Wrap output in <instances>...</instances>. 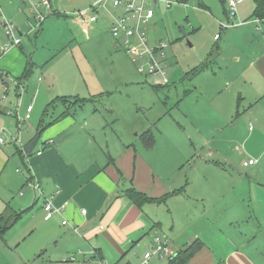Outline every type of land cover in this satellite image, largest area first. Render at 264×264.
<instances>
[{
  "label": "rangeland",
  "instance_id": "374dc122",
  "mask_svg": "<svg viewBox=\"0 0 264 264\" xmlns=\"http://www.w3.org/2000/svg\"><path fill=\"white\" fill-rule=\"evenodd\" d=\"M53 1L55 2L53 11L43 21L41 30L39 21L29 9V3L24 0H0L4 16L19 28L22 33L17 32V36L23 41V48L16 45L0 56L6 59L14 54V67L18 72L11 73L12 77L9 75L11 79L7 77L6 83L0 88V103L7 111L1 116L9 121L6 122L7 125L12 126L9 132L8 127L0 123L2 139L0 149L11 154V161L3 177L11 174L15 176L11 184V193L14 196L30 190L26 182L28 175L26 160L16 153L15 144L20 147V138L18 140L20 123L22 124L25 117L27 105L33 102L34 88L38 83L43 84V89H47L46 93L51 94L46 103L55 99L57 95L89 98V95L97 94L94 92H108L97 102L88 101L77 106H74V100L72 104L68 102L67 106L59 100L50 108V115L46 119L49 120L51 116L56 117L60 113L61 116L68 115V110L74 111V115L67 117L69 119L74 117L77 124L82 122L84 130L92 134L90 138H97L100 143L97 148L99 153H104L103 155L118 151L122 153L126 145L131 144L129 148L132 152L131 172L133 176L138 171L141 173V179L138 180L140 185L151 187L156 183L157 187L158 180L153 179V176L157 172L160 176L161 166H165L163 168L165 176L169 177L164 179L165 185L172 188L184 186L186 192L184 191L183 197L186 203L197 207L199 211L206 204L197 197L200 195V180H203L210 170L216 169V166L207 164L204 160H218L221 167L249 171L251 168L243 166L244 158L246 160L253 158L257 161V157L264 155V100L258 106L260 110L255 111L254 108L251 114L248 109L250 96H247L249 83L242 78L231 82L237 77L235 73L238 68L236 66L230 68L233 65L232 60L237 56L245 59V54L249 51L254 52L253 56L264 53V21L257 25L252 24L253 27L250 25L253 29V41L250 45L241 42L238 46L231 40L239 39L241 37L239 33L244 29L241 28L242 25L239 26L240 21L237 17H233V22L229 20L230 0H170L174 2L170 7L165 1H160L155 5L157 14L155 21L153 22L152 18L147 28L149 31L154 30L156 39L149 43L151 47L156 46L159 40L167 43V47L164 48L166 55L164 63L167 64L169 81L163 83L162 76L157 77L139 70L140 65L147 69L149 54L143 57L134 55L127 51L122 41L119 47H115L114 38L107 27H103L97 39L94 38L96 35L94 30L86 32L76 23L77 13L89 12L95 0ZM248 1L250 0L242 2L243 5ZM48 7L41 6L40 9L45 13ZM101 9L112 12L113 0L105 1ZM215 34L221 38L216 40ZM7 36L5 29L0 25L1 39L7 40ZM134 40L139 43L136 37ZM79 43L92 72H95L99 80L98 84L88 83L89 70L78 65L74 52L71 51V47ZM215 49L216 52L218 50V54L215 56L213 53L212 57L210 53ZM43 58L52 59L45 66L32 67V60L42 61ZM210 58L212 61L208 62ZM206 63L209 66L200 71V66ZM29 67L31 70L24 78L26 80H20ZM194 68L199 69L196 74ZM187 74L191 79L183 80ZM68 77L71 84L67 87L72 88L71 90L65 87ZM159 85L163 87L155 88ZM46 93L42 95L46 96ZM41 97L35 101L37 104L34 102L35 112L39 114L37 121L46 105V103L38 105ZM94 114L96 115L94 120L98 123L97 130L93 129L91 123L94 122L91 118ZM255 116L262 120L257 122ZM148 130H152L154 138L152 146L148 145L150 135L148 139L145 134ZM45 136H49V129L42 132L36 149L44 141ZM32 155L35 154L29 157ZM262 173L264 174V169ZM5 180L2 178V181ZM4 182L0 183V190H3ZM248 202L250 201L247 200ZM169 203L157 202L146 205L145 207H150L151 211L146 209L145 211L154 214L163 226L148 229L141 242L130 244L132 246L127 248L124 255L119 253L116 257L115 250H108L109 258L112 261L118 260L117 264H142L146 251H152L151 247H156L157 237L167 241L175 256L177 253L175 249L179 251L183 245L177 244L175 237H179V228L181 231L185 225L193 221L192 218L187 219L192 210H189L187 218L177 217L176 223L173 224ZM252 204L254 207L257 204L259 206L264 204V195H259ZM197 226L200 230L198 237L200 245H207L216 259L217 257L223 259L232 249V244L225 237L228 238L235 233L234 229L225 225V235H222L214 227L200 224ZM243 228L247 227L243 225ZM183 235L182 242L186 244L192 243L191 239L197 236ZM219 236L222 240L218 239ZM248 238L249 241H244V238L239 240L236 237L238 240L236 244L262 248L259 249L261 254L255 251L251 255L254 261L263 264L264 232L259 233V239L253 236ZM53 248L52 245L47 246L43 256L34 259L31 264H59L49 261ZM174 256L154 254L149 264H170V259ZM64 264H70V260ZM184 264L196 262L190 260Z\"/></svg>",
  "mask_w": 264,
  "mask_h": 264
},
{
  "label": "crops",
  "instance_id": "0c3cea01",
  "mask_svg": "<svg viewBox=\"0 0 264 264\" xmlns=\"http://www.w3.org/2000/svg\"><path fill=\"white\" fill-rule=\"evenodd\" d=\"M96 1L98 0H95L94 3ZM242 2H245V0H238L234 17L238 18L240 21L239 26L242 25L241 28L244 30L239 33L241 35L239 39L231 40L238 46L241 45V42L250 45L253 41L252 24L257 25V23L264 21V19H259L253 15L256 8L254 0H250L244 5ZM54 3L51 0L50 7L46 8V17L51 15ZM121 13L122 9L114 6L112 12L100 8L97 12L98 19L96 21H84L77 17L78 21L76 23L81 25L86 32L94 30L96 32L94 38L97 39L103 27H107L110 35L114 38L111 26ZM156 16L157 14L154 15L153 22ZM28 19H30L29 16ZM233 19L229 18L232 22ZM249 22L253 23L250 24ZM43 24L44 22L40 25L41 30ZM214 38L219 40L221 36L217 37V34H215ZM120 42L121 40L114 38L115 47H119ZM22 43L23 41L20 44L21 48H23ZM235 44L234 46H236ZM225 45H227V42H225ZM71 51L74 52L78 65L89 70V76L92 80L89 77L88 83L96 82L98 84L99 80L95 72H92L89 62L82 52L81 44L72 46ZM253 55L254 52L249 51L245 54V59L242 56H237L232 60L233 65L229 66L230 68H233L232 66L238 68L235 73L237 77L231 82L242 78L246 83H249L247 96H250L248 109L251 114L254 108H256L255 111L260 110L258 106L264 100V53ZM14 57V54L6 59L0 57L2 60H0L1 69L9 79H11L9 77L11 73H18L14 67ZM51 59L32 60V67L35 65L45 66ZM25 80L22 79V81ZM39 80H41L40 77ZM70 84L71 80L68 77L65 87L69 90L72 89L67 87ZM46 92L47 89H43V84H36L32 96L33 102L29 103L33 105V110L28 119L30 121L23 120L25 124L20 123L21 128L18 133L20 147L24 148L37 134H40L41 138L42 132L49 129V136L44 137V141L41 142L38 149L35 148V155L24 158L28 166L26 182L30 187L29 191L19 196H14L11 193V184L15 180V176L11 174V176L3 177V173L11 161V154H7L5 150L0 149V183L4 182L2 178L6 179L3 190H0V215L8 208L15 212H22L15 224L5 233L0 234V264H31L34 259H40L43 256L46 247L49 245L54 246L49 259L53 263L64 264V262L70 260V264H99L103 262L117 264L118 260L112 261L109 258L108 250H115L116 257L119 253L124 255L127 248L132 246L130 244H139L150 229L163 226V223L154 214L146 212L151 211L150 207H145L146 205L157 202H149L139 208L127 196L126 189L134 185L138 190L146 192L154 198H161L171 193L162 202H170L168 206L173 217V224L176 223L177 217L187 218L186 215H188L189 210H192V212H189L190 216L187 219L192 218L193 221L185 225L186 227L182 228L181 231L179 228V237H175L177 244L183 243L179 249H185L195 241L200 244L198 224L214 227L222 235H225V225H229L234 229L235 233L229 235L228 238L225 237L232 244V249L223 259L218 257L216 259L210 251L211 248L201 244L202 246H198L197 252L190 259L193 262L195 261L196 264H258L251 254H254L255 251L261 254L262 252H259L260 247H247V244L237 245L238 240L236 237L239 240L244 238V241H249V236L256 237V239L258 237L259 239V233L264 232V212H261V209L264 211V204L260 206L257 204L255 207L252 204L255 198L264 195V174L262 173L264 155L257 157V161L248 166L244 165V161H247L244 158L243 166L251 168L249 171L221 167L218 160H204L207 164L210 163L214 167L216 166V169L210 170L202 178L203 180H200V195H197V197L205 201L206 204L199 211L197 207L186 203V199L183 197L186 192L184 186L172 188L165 185L166 180L164 179L167 177L165 176V169L163 170L165 166H161L160 176L158 172H152L155 173L153 179L158 180L157 187L156 183L151 187L144 184L143 186L140 185L138 180L141 179V173L138 171L133 176L131 172L132 152L129 151L131 144L126 145V149L122 153L118 151L117 153L106 154L108 155L106 158L103 151V154L99 153L97 146H100V143L97 138H90L92 134L84 130L82 122L77 124L74 117H71V119L67 117L74 115V111L63 116L60 113V116H51L47 120L46 117L50 115V108L53 103H56L54 101L58 97H66L67 95H57L55 99L46 103L47 98L49 99L51 96ZM43 93H46V96L45 94L42 95ZM94 93L97 94H91L89 97L103 95L108 92ZM40 96L42 97L38 105L44 103L46 105L37 121L39 114L37 115L35 112L34 102H37ZM67 97L76 96L69 95ZM0 109L2 110L0 112V120L2 119L0 123L5 124L11 132L12 126L6 124L9 121L1 116L7 112L1 103ZM96 110L95 114L97 113ZM95 114L91 115L94 121L91 123L93 129L97 130L98 123L94 120ZM254 119L257 122L262 120L258 116H255ZM42 125L46 126L43 130H41ZM51 139L53 141L49 143ZM93 145H95L94 148ZM15 147L17 153L19 146L15 144ZM41 147L46 148L39 154L37 151L43 149ZM19 156L23 159L20 154ZM31 182L36 183L37 188L33 187ZM183 187L185 192L173 193ZM231 196L233 197L231 198ZM47 200L51 201L56 207L66 204L61 212L55 213L49 220L45 219L44 210ZM247 200L250 202L247 203ZM212 201L215 203H211ZM82 209H86L85 214ZM64 219L68 220V224H63ZM243 225L247 228H243ZM75 228H79V230L76 231ZM183 234H186L187 237L194 234L197 236L192 243L186 244L182 242ZM218 239L222 240L220 236ZM175 251L178 250L175 249Z\"/></svg>",
  "mask_w": 264,
  "mask_h": 264
},
{
  "label": "built area",
  "instance_id": "2783aa9c",
  "mask_svg": "<svg viewBox=\"0 0 264 264\" xmlns=\"http://www.w3.org/2000/svg\"><path fill=\"white\" fill-rule=\"evenodd\" d=\"M26 3H29L30 11L36 16V19L39 21V26L43 23L46 18V14L40 9L41 6H50L51 0H24ZM107 0H98L93 6H91L89 12H78L77 17L81 20H87L89 22H94L98 19L97 12L102 5ZM162 0H113V6L119 9H122V13L116 17L112 26L111 32L115 39L121 40L127 51L133 53L134 55L143 57L146 54H149V61L147 64V69L144 65L139 66L141 72L147 71L154 76H162L163 83H168V74H167V64L164 63L165 52L164 48L167 47V43L163 40H159L156 46L151 47L149 43L156 41L154 38L153 41L150 40V31L147 28L148 23L155 15V5H157ZM170 7L174 2L170 0H163ZM237 0H230L229 9L231 13V18L236 14ZM0 25L5 29L7 40L3 41L0 37V56L9 51L10 48L20 45L22 39L17 36V32L21 34L19 28L7 17L4 16L0 8ZM30 19H28L29 21ZM30 22V21H29ZM134 37L137 38L139 43H136ZM218 37V35H217ZM142 47H145L144 49ZM7 75L0 69V88L6 83ZM33 110V105L29 104L26 109V114L23 120L30 118L31 112ZM19 139V137H18ZM2 141V139H0ZM53 140H49L52 142ZM39 154L42 152V149L37 151ZM256 162L255 159H248L244 161V165H252ZM31 185L37 188V184L31 182ZM66 204L56 207L49 200L45 202V219L49 220L57 212H61L65 208ZM82 212L85 214L86 209H82ZM63 224H68V220L64 219ZM103 227V226H101ZM76 231L79 228H75ZM157 243L156 247H151L152 251H146L143 257L142 264H149V260L154 254H160L161 256H174V253L170 249L166 240L157 237L155 239Z\"/></svg>",
  "mask_w": 264,
  "mask_h": 264
},
{
  "label": "trees",
  "instance_id": "16d2710c",
  "mask_svg": "<svg viewBox=\"0 0 264 264\" xmlns=\"http://www.w3.org/2000/svg\"><path fill=\"white\" fill-rule=\"evenodd\" d=\"M185 1V0H182ZM255 4H256V8L254 10V16L259 18V19H264V0H254ZM213 53H215V56H217L218 54V50L216 52V49L210 53V55L212 56ZM213 57V56H212ZM212 61L211 58L208 62ZM209 64H204L203 66H200V71L204 70L205 67H208ZM195 69V70H194ZM193 70L195 71L194 74H196V72L199 71V69L194 68ZM30 67L24 72L23 76L20 78V80L24 79L25 77L28 76L29 72H30ZM185 79H191L188 74L184 77L183 80ZM165 86V85H164ZM163 86L159 85L156 86L155 88H162ZM103 95H92L89 98H78V97H58L56 101H63L66 106L67 103L70 102V104H72V100H74V106H77L78 104L82 105L87 101H93V102H97V100H99L100 97L104 96ZM55 104V103H53ZM69 109V108H68ZM0 112H2V110L0 109ZM68 112H70V110H68ZM46 126L42 125V129L43 130ZM41 132V131H40ZM152 130H148L146 131V136L149 139V135H150V141L148 142L149 146H152L154 144V138H153V134L151 133ZM25 148V147H24ZM22 147H18L17 149V153H19L23 159L31 154L26 153L25 149ZM25 160V159H24ZM27 166V163H26ZM28 168V166H27ZM184 191V187L177 189L176 191H174L173 193H179ZM126 194L127 196L139 207L141 208L144 204L149 203V202H162L165 201L167 199V197L169 195H171V193H169L168 195L161 197V198H154L151 197L150 195H148L146 192L143 191H139L137 190L134 186H131L130 188L126 189ZM22 212H15L13 210H11L10 208L6 209L1 215H0V234L5 233L13 224H15V222L20 218ZM200 244L197 243V241H195L193 244H191L190 246H188L185 249H180L179 251H177L176 255L170 259V264H184L186 262H188L197 252L198 250V246Z\"/></svg>",
  "mask_w": 264,
  "mask_h": 264
},
{
  "label": "water",
  "instance_id": "95a60500",
  "mask_svg": "<svg viewBox=\"0 0 264 264\" xmlns=\"http://www.w3.org/2000/svg\"><path fill=\"white\" fill-rule=\"evenodd\" d=\"M184 33H185V31H184ZM149 35H150V40L153 41V40H154V30H153V29L150 30ZM39 139H40V134H37V135L34 137V139H33L32 141H30V142L25 146L24 149H25L26 153L31 154V153L34 152V150H35V148H36V146H37V144H38V142H39ZM191 240L194 241L195 238H193V239H191Z\"/></svg>",
  "mask_w": 264,
  "mask_h": 264
}]
</instances>
